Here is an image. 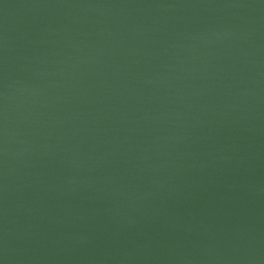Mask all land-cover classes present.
I'll list each match as a JSON object with an SVG mask.
<instances>
[{"label": "water", "instance_id": "obj_1", "mask_svg": "<svg viewBox=\"0 0 264 264\" xmlns=\"http://www.w3.org/2000/svg\"><path fill=\"white\" fill-rule=\"evenodd\" d=\"M0 264H264V0H0Z\"/></svg>", "mask_w": 264, "mask_h": 264}]
</instances>
